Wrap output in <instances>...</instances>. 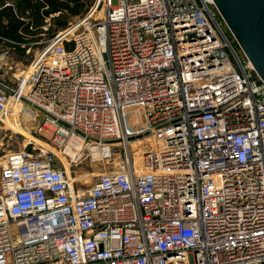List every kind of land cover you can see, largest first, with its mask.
Wrapping results in <instances>:
<instances>
[{"label": "built area", "instance_id": "obj_1", "mask_svg": "<svg viewBox=\"0 0 264 264\" xmlns=\"http://www.w3.org/2000/svg\"><path fill=\"white\" fill-rule=\"evenodd\" d=\"M93 1L29 67L0 51L37 140L0 164V264H264V83L213 1ZM116 152L87 188L63 163Z\"/></svg>", "mask_w": 264, "mask_h": 264}, {"label": "rangeland", "instance_id": "obj_2", "mask_svg": "<svg viewBox=\"0 0 264 264\" xmlns=\"http://www.w3.org/2000/svg\"><path fill=\"white\" fill-rule=\"evenodd\" d=\"M6 1V2H5ZM18 0H0V10L4 9L7 6H12L15 2ZM82 1V0H81ZM84 1V0H83ZM93 1V0H92ZM3 2H5L4 5ZM94 2V1H93ZM95 4V3H94ZM93 5V4H92ZM46 8H42V12H45ZM67 15V18L69 19L70 16L67 12H65ZM25 14V13H24ZM23 14V15H24ZM14 15H16V18L20 22L27 23L30 21V18L27 17H22V20L20 18V15L14 10ZM89 19H94L97 18L99 15L97 13L92 12L90 9L89 13L86 14ZM84 18V17H83ZM81 17H75L69 19V24L64 29L62 32H65V30L69 29L71 30L74 26V28L70 31L73 33H76L81 30ZM57 19V14H50L48 16H45V20L42 22L43 25L39 28V34L36 36H26L25 39H30V41H33L34 39H42L40 37L41 33H45V36L47 37V33L44 32L45 30H52L55 27V21ZM79 24L78 26H76ZM37 29L33 28L30 29L31 33H35ZM22 34V33H20ZM24 36V35H23ZM15 48L11 47L10 44L6 43H1L0 42V51L1 50H7L9 55H8V62L14 64H18L19 66H25L29 67L30 64L33 62L35 57H37V52H39L43 47H46L48 44L43 43L40 44L35 49H30V51L26 52V50H20L21 47L24 45L22 43H11ZM47 137V135H46ZM31 138H35V136L31 133L29 134L25 129L22 128H14V126L11 128V125L9 123H1L0 122V164L3 161V158L5 155H7L9 152L13 151H19L24 149V146L31 141ZM119 157V152L115 153V156L111 162L108 164L102 163V162H88L85 159H82L81 162H70L69 159L68 161L65 162V167L69 170V172L72 175V178L75 179L76 185L77 186H83V187H89L91 183L94 180V177H97L98 175L112 170L114 167H117V161Z\"/></svg>", "mask_w": 264, "mask_h": 264}, {"label": "water", "instance_id": "obj_3", "mask_svg": "<svg viewBox=\"0 0 264 264\" xmlns=\"http://www.w3.org/2000/svg\"><path fill=\"white\" fill-rule=\"evenodd\" d=\"M236 46L264 83V0H212Z\"/></svg>", "mask_w": 264, "mask_h": 264}, {"label": "trees", "instance_id": "obj_4", "mask_svg": "<svg viewBox=\"0 0 264 264\" xmlns=\"http://www.w3.org/2000/svg\"><path fill=\"white\" fill-rule=\"evenodd\" d=\"M91 4L92 0H18L12 6L0 10V36L16 43L36 42L39 39L30 41V39L25 38L26 36L31 37L39 34V28L43 25L42 22L45 20V16L57 14V19L54 20V29L45 31L47 37H53L58 32L66 29L69 19L84 15ZM42 8H46V11L42 12ZM14 10L19 16L29 12L28 18H30V21L27 23L20 22L14 15ZM65 12L69 14V19ZM30 28L37 30L35 33H31Z\"/></svg>", "mask_w": 264, "mask_h": 264}, {"label": "bare ground", "instance_id": "obj_5", "mask_svg": "<svg viewBox=\"0 0 264 264\" xmlns=\"http://www.w3.org/2000/svg\"><path fill=\"white\" fill-rule=\"evenodd\" d=\"M95 9H96V6L93 7L92 11L94 12ZM70 31H71V30H66L65 32L61 33V34L59 35V37H62V36H65V35L69 34ZM31 139H32V141L37 142V140H35L34 138H31ZM40 144L43 145V146L45 147L44 143H40ZM63 163H64V165H66L64 161H63Z\"/></svg>", "mask_w": 264, "mask_h": 264}, {"label": "crops", "instance_id": "obj_6", "mask_svg": "<svg viewBox=\"0 0 264 264\" xmlns=\"http://www.w3.org/2000/svg\"><path fill=\"white\" fill-rule=\"evenodd\" d=\"M6 2V1H5ZM5 2H3V4L2 5H4L5 4Z\"/></svg>", "mask_w": 264, "mask_h": 264}]
</instances>
